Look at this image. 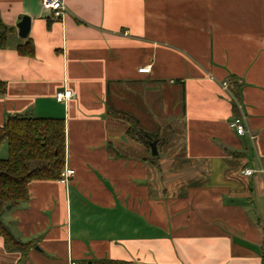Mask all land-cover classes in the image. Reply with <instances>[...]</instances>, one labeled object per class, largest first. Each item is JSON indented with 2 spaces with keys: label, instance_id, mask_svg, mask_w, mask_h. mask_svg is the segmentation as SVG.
<instances>
[{
  "label": "crops",
  "instance_id": "crops-1",
  "mask_svg": "<svg viewBox=\"0 0 264 264\" xmlns=\"http://www.w3.org/2000/svg\"><path fill=\"white\" fill-rule=\"evenodd\" d=\"M65 1L55 19L41 0H0L12 28L0 126L63 118L75 170L7 207L3 222L32 245L10 252L0 236V264H262L264 0ZM28 41L33 55L18 50ZM234 104L254 140L230 127Z\"/></svg>",
  "mask_w": 264,
  "mask_h": 264
},
{
  "label": "trees",
  "instance_id": "trees-1",
  "mask_svg": "<svg viewBox=\"0 0 264 264\" xmlns=\"http://www.w3.org/2000/svg\"><path fill=\"white\" fill-rule=\"evenodd\" d=\"M11 31L12 28L0 19V47L6 46ZM18 50L23 55H33L35 46L32 41H28ZM7 91L6 82L0 80V97ZM232 92L237 99L240 98V86L237 82ZM233 113V117L240 115L236 104ZM140 133L147 140L157 138L142 129ZM5 143L9 147V157L0 158V236L4 239L8 251L26 255L32 244L17 239L3 222L2 216L8 206H16L29 199L30 182L60 179L66 162L65 120L26 115L10 116L5 124L0 126V148ZM106 264L127 263L112 260Z\"/></svg>",
  "mask_w": 264,
  "mask_h": 264
},
{
  "label": "built area",
  "instance_id": "built-area-1",
  "mask_svg": "<svg viewBox=\"0 0 264 264\" xmlns=\"http://www.w3.org/2000/svg\"><path fill=\"white\" fill-rule=\"evenodd\" d=\"M42 7L46 10H50L53 14V17L55 19L62 18L65 14L68 12V6L66 4L65 0H41ZM150 67H143L140 68L139 71L142 73L150 72ZM223 88L230 92L232 97L236 99L233 92L230 90V85L228 82L223 83ZM74 96V93L71 90H65V91H59L56 94V98L58 101H68ZM230 127L239 135V136H248L250 139L254 140L255 136L252 132V130L249 128L247 118L244 114H240L237 117H233L229 123ZM262 173H264V169H260ZM256 172V170L251 168H245L242 170V174L245 176H251ZM75 175V170L72 168L65 167L61 177V182H68V180ZM75 264V263H73Z\"/></svg>",
  "mask_w": 264,
  "mask_h": 264
},
{
  "label": "water",
  "instance_id": "water-1",
  "mask_svg": "<svg viewBox=\"0 0 264 264\" xmlns=\"http://www.w3.org/2000/svg\"><path fill=\"white\" fill-rule=\"evenodd\" d=\"M18 28H19V35L23 38L27 37L31 28V18L27 16L23 17L18 24ZM157 144H158L157 140L150 143V147L153 155H158Z\"/></svg>",
  "mask_w": 264,
  "mask_h": 264
},
{
  "label": "rangeland",
  "instance_id": "rangeland-1",
  "mask_svg": "<svg viewBox=\"0 0 264 264\" xmlns=\"http://www.w3.org/2000/svg\"><path fill=\"white\" fill-rule=\"evenodd\" d=\"M140 137H141V139L146 140L145 137L141 133H140ZM8 157H9V147H8V144L5 143L0 148V158H8Z\"/></svg>",
  "mask_w": 264,
  "mask_h": 264
}]
</instances>
